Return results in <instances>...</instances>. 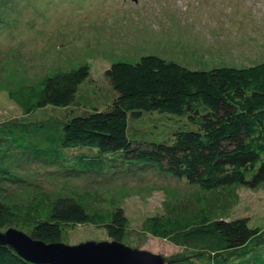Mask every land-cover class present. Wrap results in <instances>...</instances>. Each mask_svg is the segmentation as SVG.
Listing matches in <instances>:
<instances>
[{"label": "rangeland", "instance_id": "obj_1", "mask_svg": "<svg viewBox=\"0 0 264 264\" xmlns=\"http://www.w3.org/2000/svg\"><path fill=\"white\" fill-rule=\"evenodd\" d=\"M262 43L264 0H0V126L28 120L8 94L37 87L47 77L86 66L89 76L79 97L87 101L65 110L39 111L31 120L65 119L92 105L105 108L114 95L105 77L113 63L135 64L143 56H157L190 70L244 68L264 62ZM0 167L8 175L0 183V201L6 208L0 232L12 227L28 233L9 223L35 194L49 201L83 197L96 211L121 209L127 219L124 238L115 240L104 228L82 224L65 232V244L115 240L162 255L169 264H248L253 255L264 252V184L236 187L230 209L218 210L225 220H247L257 237L240 250L217 254L201 242L176 246L143 231L149 217L199 205L211 208L209 192L157 167L128 163L103 175L79 176L1 147ZM225 195L217 192L213 197L224 203Z\"/></svg>", "mask_w": 264, "mask_h": 264}, {"label": "trees", "instance_id": "obj_2", "mask_svg": "<svg viewBox=\"0 0 264 264\" xmlns=\"http://www.w3.org/2000/svg\"><path fill=\"white\" fill-rule=\"evenodd\" d=\"M88 76L82 66L47 77L37 87L10 92L9 99L28 120L2 124L0 147L56 163L66 174L79 176L103 175L128 163L148 165L210 193L212 210L199 205L147 218L142 229L153 238L176 246L201 242L219 254L240 250L257 237L247 220H225L218 210L230 209L236 187L264 184V62L207 71L157 56H143L135 64L117 62L105 71L114 93L105 108L88 104L89 111L69 118L31 120L48 108L65 110L86 102L79 92ZM156 135L161 138L150 140ZM6 176L0 167V183ZM217 192L226 194L224 203L214 199ZM87 202L83 197L49 201L35 194L9 225L26 228L32 238L47 243L62 242L66 231L82 224L123 239L124 212L96 211ZM5 210L0 201V218ZM205 236L210 239L203 243ZM247 263L264 264V252ZM0 264L31 263L0 246Z\"/></svg>", "mask_w": 264, "mask_h": 264}, {"label": "water", "instance_id": "obj_3", "mask_svg": "<svg viewBox=\"0 0 264 264\" xmlns=\"http://www.w3.org/2000/svg\"><path fill=\"white\" fill-rule=\"evenodd\" d=\"M0 246L10 248L31 264H169L162 255L115 240L77 245L61 241L47 243L12 227L0 232Z\"/></svg>", "mask_w": 264, "mask_h": 264}, {"label": "bare ground", "instance_id": "obj_4", "mask_svg": "<svg viewBox=\"0 0 264 264\" xmlns=\"http://www.w3.org/2000/svg\"><path fill=\"white\" fill-rule=\"evenodd\" d=\"M220 1V0H219ZM221 3H223L222 1H221ZM216 11V10H215ZM215 13V12H214ZM217 13V12H216ZM215 15V14H214ZM217 15V14H216ZM220 29V28H219ZM198 30V29H197ZM212 30V29H211ZM200 31V30H199ZM203 33V32H202ZM158 34V33H157ZM217 35V34H216ZM229 35V34H228ZM263 41V40H262ZM76 43V42H75ZM251 43V42H250ZM259 44H260V42H258ZM255 44V43H254ZM263 44V43H262ZM264 45V44H263ZM258 48V47H257ZM244 51V50H243ZM203 55V54H202ZM193 56H194V54H193ZM186 57V56H185ZM192 57V56H191ZM197 57H199V56H197ZM196 58V57H195ZM200 59H201V57H199ZM239 58V57H238ZM203 59V58H202ZM203 61V60H202ZM190 62V61H189ZM200 63V62H199ZM210 70V69H209ZM33 157V156H32Z\"/></svg>", "mask_w": 264, "mask_h": 264}]
</instances>
